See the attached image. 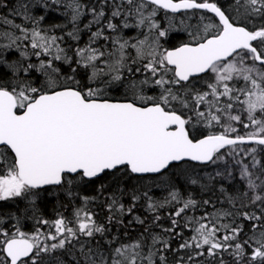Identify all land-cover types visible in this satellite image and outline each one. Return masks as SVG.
<instances>
[{
	"label": "snow or ice",
	"instance_id": "6c2138e0",
	"mask_svg": "<svg viewBox=\"0 0 264 264\" xmlns=\"http://www.w3.org/2000/svg\"><path fill=\"white\" fill-rule=\"evenodd\" d=\"M179 32L189 39L166 48ZM192 123L221 131L195 139ZM192 162L223 167L201 175ZM237 175L234 196L222 181ZM133 176L148 190L129 189ZM102 178L72 220L37 217L58 195L47 186L75 199ZM216 184L230 208L181 191ZM106 192L102 224L86 205ZM141 199L153 213L180 206L168 235L122 242L112 228ZM201 205L214 211L185 215ZM29 218L54 231H23ZM168 252L173 264H264V0H0V264H169Z\"/></svg>",
	"mask_w": 264,
	"mask_h": 264
},
{
	"label": "trees",
	"instance_id": "16d2710c",
	"mask_svg": "<svg viewBox=\"0 0 264 264\" xmlns=\"http://www.w3.org/2000/svg\"><path fill=\"white\" fill-rule=\"evenodd\" d=\"M3 11L7 12V9H4ZM191 11L189 13H191ZM196 11L198 15H201V14L206 15V16L211 15L209 12H206V11L205 12L200 11V10H196ZM254 22L258 23V21H254ZM130 32H132V30H125L126 34ZM188 39L189 37L187 33L179 32L174 35V38L171 40L170 44H166V47L178 46L180 43L185 42ZM206 77L207 76L205 75L200 76L198 80L193 81V83L196 85L197 90H201V91L203 90L204 85L202 88V85L200 84L199 86H197V83L203 81V79ZM186 127L189 128L190 135H192L195 139L204 137L210 133H218L219 131H221V129L218 126L208 127L203 123H199V124L192 123V124L187 125ZM237 129H238L239 135H245L248 131L252 130V129H244L240 125L237 126ZM193 164L196 165L197 170L200 172L201 175H204L205 173H208V171L211 170L210 164L206 167L201 166L200 164H197V163H193ZM103 182H104V178H102L101 180H97L95 185L82 186V188L78 190L79 196L75 199H72L66 196L62 191H59V189H57L54 186L48 187L50 191L57 192L58 195L56 196L45 195L41 198V201L39 203L40 212L37 213V217L46 219L51 222L57 219L59 215H63L67 220H72L73 212L75 210L74 206L76 205V203L82 201L81 199L84 196L91 197V196L98 195V193L95 191V188L99 187V185ZM222 183H223L224 188L228 191V193L234 196L244 191V185L239 179H235L233 181H228V182H222ZM134 185L137 188H139L141 192L148 190L147 188L142 187L137 184L135 176L127 180V186L129 189H131ZM219 188H220V184H216L215 190L211 196H209V194H207L206 192L201 191L199 185H192L186 188L182 187L181 191L184 192L185 196L190 194L198 202L204 199H211L215 205V208L228 209L230 208V206L227 202L221 203V201L224 200V197L219 192ZM109 191H111V189ZM108 194L109 193L106 192L103 195H101L99 199L87 204L88 210L94 214V219H96L98 223L103 224L107 222V216L109 215V213L106 207L104 206L103 201ZM149 195L153 197V199L155 200H162L163 197L167 195V193L158 188H152L149 191ZM122 203L125 205L126 208L131 206V201L128 199L127 196H124L122 198ZM146 204H147V201L144 199H141L140 201H138L136 203V207L133 213L127 214L123 217L124 224L122 226H119V227L114 226L112 228L111 235H118L122 242H129L131 240H135L139 238L142 233H145V229L149 230V232L145 233V235H148L150 233H159L161 235H168L167 233H164L162 230L165 228L171 227L172 217L170 216V213H172L175 208H178V204H172V205L165 206L164 208L159 209L158 213H153L149 211L148 208L146 207ZM8 206L9 205L7 204L4 205V207H8ZM204 211L212 212L214 211V208L212 206H208L207 208H205L204 206L201 205L198 208L189 210L185 215L195 216L198 218L203 214ZM156 214L160 216L159 220H155ZM134 217H139L140 219L144 220L145 223L143 225L139 224L138 222L135 221ZM129 221H132V223L129 224ZM222 222L227 223L228 220H224ZM181 224H183V220H181ZM38 227H41L40 228L41 231L45 233L48 231H54V229L49 228V226L47 225L37 224L36 219H33V218H29L23 222L22 230L28 233H32ZM248 227H250V225H246V229H245L246 231ZM125 232H127V236L124 235ZM191 235H192V232L190 230L188 229L183 230L184 238H188ZM180 242L182 241L177 238H173L171 241L172 249L176 250L178 248V243ZM166 255L168 256L169 264H173V259H174L173 253L168 252L166 253ZM180 255H185V250H180ZM205 259H211V258L206 257Z\"/></svg>",
	"mask_w": 264,
	"mask_h": 264
},
{
	"label": "rangeland",
	"instance_id": "374dc122",
	"mask_svg": "<svg viewBox=\"0 0 264 264\" xmlns=\"http://www.w3.org/2000/svg\"><path fill=\"white\" fill-rule=\"evenodd\" d=\"M200 11H203V10H200ZM190 12V11H189ZM203 12H205V11H203ZM206 12H208V11H206ZM209 16H212V15H209ZM17 22H19V20L17 21ZM126 34V33H125ZM134 34V30H132V32H130V33H128V34H126V35H133ZM84 39L86 40L87 39V37L85 36L84 37ZM84 41L82 40L81 41V43H83ZM102 43V42H101ZM165 47H166V45H165ZM167 48V47H166ZM208 80V77H206V78H204L203 79V81H201V82H199V83H197V86H199L200 84L202 85V88H203V85H204V88H203V90H205V81H207ZM204 124V123H203ZM237 126H238V124H237ZM236 126V127H237ZM239 128V127H238ZM252 131V130H251ZM222 165L220 166V168H218L216 165H211L210 164V168H211V170L210 171H208V173H215L217 170H222ZM236 179H239V177H238V175H237V178ZM240 180V179H239ZM222 182H228V181H222ZM82 200V199H81ZM180 205L178 204V207H179ZM75 207V209H77V208H81V207H85V205L83 204V202L82 201H80V202H77L76 203V205L74 206ZM86 207H87V209H88V206L86 205ZM43 227V226H42ZM38 228H41V227H38Z\"/></svg>",
	"mask_w": 264,
	"mask_h": 264
},
{
	"label": "water",
	"instance_id": "95a60500",
	"mask_svg": "<svg viewBox=\"0 0 264 264\" xmlns=\"http://www.w3.org/2000/svg\"><path fill=\"white\" fill-rule=\"evenodd\" d=\"M206 11H208V10H206ZM201 75H204V74H200V76ZM201 138H203V137H201ZM198 139H200V138H198ZM193 163H197V164H199L198 162H193ZM47 187H50V186H47Z\"/></svg>",
	"mask_w": 264,
	"mask_h": 264
},
{
	"label": "flooded vegetation",
	"instance_id": "af4514ba",
	"mask_svg": "<svg viewBox=\"0 0 264 264\" xmlns=\"http://www.w3.org/2000/svg\"><path fill=\"white\" fill-rule=\"evenodd\" d=\"M189 11H191V10H189ZM209 13H210V12H209ZM210 14L214 16V14H212V13H210ZM201 76H204V75H201Z\"/></svg>",
	"mask_w": 264,
	"mask_h": 264
}]
</instances>
